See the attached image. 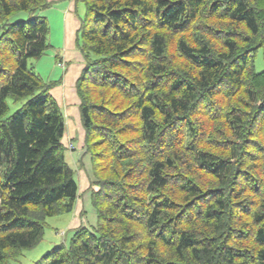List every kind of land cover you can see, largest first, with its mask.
<instances>
[{"label":"trees","instance_id":"trees-1","mask_svg":"<svg viewBox=\"0 0 264 264\" xmlns=\"http://www.w3.org/2000/svg\"><path fill=\"white\" fill-rule=\"evenodd\" d=\"M76 1L96 223L35 264H264V0ZM48 7L0 0V264L78 198L56 82L28 66Z\"/></svg>","mask_w":264,"mask_h":264},{"label":"rangeland","instance_id":"rangeland-1","mask_svg":"<svg viewBox=\"0 0 264 264\" xmlns=\"http://www.w3.org/2000/svg\"><path fill=\"white\" fill-rule=\"evenodd\" d=\"M58 2H51L49 1V7L39 13V16L45 17L49 24V35H48V43L54 42L59 43L61 39L62 34V28L59 24L58 17L54 14V10L57 9L58 6H56ZM79 10H78V18L80 21V24L82 21L85 20L86 17V11L82 3H79ZM60 9L62 8L61 5H59ZM21 16L23 18L27 17L26 14L21 13L14 17V19H10L11 21L15 20L16 17ZM50 45V44H49ZM51 47V46H50ZM56 54L52 52V49L50 48L44 52V54L39 59H31L28 62V66L33 68L34 72H36L41 79L48 83L50 82L49 74L54 72L53 70V64L54 61L52 58H54ZM68 65H66L67 68ZM61 68L59 71L62 75ZM254 70L255 72L259 73L264 71V57L263 53L260 50L254 58ZM57 76V75H56ZM10 104V109L6 117L10 116L12 113H14L20 106V104L13 105L12 102ZM80 117V116H79ZM71 118V117H70ZM72 119V118H71ZM75 122V121H74ZM65 133H64V142L72 143L75 147V151L72 152V150L67 149L66 151L70 153L71 155H75V157H79V153L85 152V150L79 151L77 148V144L79 142V133H80V127L77 126L75 123L72 127L73 136L70 138L69 136V127L65 126ZM75 152V153H74ZM75 169L76 174V180L78 182V178L80 174L83 172V176L85 177L87 183L90 186V182L94 181L92 176V165H91V158L90 155L86 152L81 155V161L80 164H76L73 166ZM82 171V172H81ZM79 172H81L79 174ZM81 180V179H80ZM84 196V193L81 195ZM90 192H88L83 197V204L80 202L78 204L77 211L75 212V215L78 216L79 210L84 208V215L87 214L82 218V224L85 228L91 230L95 226L96 223V216L94 209L92 208V205L88 203L89 201ZM91 201V197H90ZM74 219V213L70 214H61L55 217L47 218L45 220V228H44V235L41 239V241L34 246L31 249L27 250H21L18 256L14 260H9L8 264H35L38 262L41 258H43L45 255H47L49 252H51L55 247L59 245L65 246L67 248L69 246V243L71 239L74 236V231L71 230L70 224L73 222ZM79 227V226H78Z\"/></svg>","mask_w":264,"mask_h":264},{"label":"crops","instance_id":"crops-1","mask_svg":"<svg viewBox=\"0 0 264 264\" xmlns=\"http://www.w3.org/2000/svg\"><path fill=\"white\" fill-rule=\"evenodd\" d=\"M48 2L50 1L53 2H58L56 4L57 9H52L54 10V14L58 17L59 24L61 25L62 28V34H61V39L59 43H54L50 42V50L52 49V52L56 54L54 56L53 61V70L54 72L49 74V78L51 79L50 82H56V86H54L50 90V94L52 97L56 100L57 104L60 107V110L63 114L64 117V122L65 126L67 125L69 127V137L72 138L73 136V131L72 127L74 123L80 127V133H79V142L77 144V148L79 151L83 150V137H84V132L81 127L80 123V115H79V110H78V98L75 93L74 85L77 80V78L80 76L84 65H83V60L81 57V54L77 48V37H78V30L80 28V21L78 18V10H79V4L76 0H47ZM61 5V9L59 7ZM50 33V32H49ZM59 64H63L64 68L60 67ZM66 65L67 68H66ZM61 68L62 75L61 73L56 70H59ZM57 75V76H56ZM72 119H71V118ZM75 121V122H74ZM66 128V127H65ZM65 133V131H64ZM62 143L67 147L72 143H65L64 142V136ZM75 147L73 146L72 152L75 151ZM65 150L64 153V158L65 162L67 165L75 172V169L73 166L76 164H80L81 161V155L85 152H80L79 157H75V155H71ZM75 153V152H74ZM82 172V171H81ZM79 172V174L81 173ZM75 180H76V174L74 175ZM86 177V176H85ZM83 176V172L79 176V180L77 182L78 184V198L75 202L74 206V219L73 222L70 224L71 230H74L78 228V226L83 225L82 224V218L86 216L87 214L85 213L84 215V208L79 210L78 216L75 215V212L77 211L78 204L82 202L83 204V197L90 192L89 191V185ZM81 179V180H80ZM84 193V196H81ZM89 201H90V196H89Z\"/></svg>","mask_w":264,"mask_h":264},{"label":"built area","instance_id":"built-area-1","mask_svg":"<svg viewBox=\"0 0 264 264\" xmlns=\"http://www.w3.org/2000/svg\"><path fill=\"white\" fill-rule=\"evenodd\" d=\"M62 66V65H61Z\"/></svg>","mask_w":264,"mask_h":264}]
</instances>
